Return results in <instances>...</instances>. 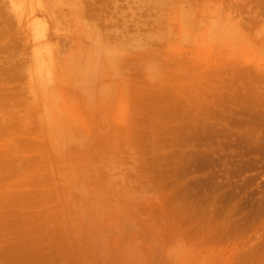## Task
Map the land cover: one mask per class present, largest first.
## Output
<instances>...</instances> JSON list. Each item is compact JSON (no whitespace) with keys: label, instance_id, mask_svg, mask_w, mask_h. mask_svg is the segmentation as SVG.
I'll return each mask as SVG.
<instances>
[{"label":"rangeland","instance_id":"rangeland-1","mask_svg":"<svg viewBox=\"0 0 264 264\" xmlns=\"http://www.w3.org/2000/svg\"><path fill=\"white\" fill-rule=\"evenodd\" d=\"M0 264H264V0H0Z\"/></svg>","mask_w":264,"mask_h":264}]
</instances>
